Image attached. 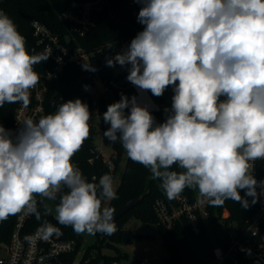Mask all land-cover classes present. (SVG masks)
I'll list each match as a JSON object with an SVG mask.
<instances>
[{
	"label": "clouds",
	"instance_id": "obj_1",
	"mask_svg": "<svg viewBox=\"0 0 264 264\" xmlns=\"http://www.w3.org/2000/svg\"><path fill=\"white\" fill-rule=\"evenodd\" d=\"M136 2L143 4L137 20L144 30L106 64L130 65L127 80L156 97L169 86L175 94L160 124L135 96L122 94L103 114L110 124L104 137L148 168L169 200L195 186L210 206L230 199L247 209L240 190L257 202L253 164L264 159V0ZM50 54H29L0 10V107L29 105L40 82L34 65ZM90 120L88 105L76 99L38 122L25 119L15 140L0 125V221L22 212L39 219L35 197L55 200L67 188L55 209L59 224L77 234L115 233L114 209H102V198H117L113 178L87 182L72 163L90 136ZM173 165L184 171H170ZM52 232V226L45 230Z\"/></svg>",
	"mask_w": 264,
	"mask_h": 264
},
{
	"label": "trees",
	"instance_id": "obj_2",
	"mask_svg": "<svg viewBox=\"0 0 264 264\" xmlns=\"http://www.w3.org/2000/svg\"><path fill=\"white\" fill-rule=\"evenodd\" d=\"M70 3L71 0H0V10L4 11L13 20L19 33L24 36L29 54L43 53L41 46L33 36L31 24L34 19L43 21L54 32L58 33L65 42H67L66 36L70 35L71 41L68 43L70 47L81 46L93 53L91 63L96 69V73L93 75L85 71L82 64H73L66 67L61 76L48 82L45 111L38 117L37 122L42 116L54 114L59 105L69 100L80 99L82 103L88 105L89 111L92 112L94 110V100L88 87L95 83L96 77H99L102 81H109L114 77L113 67L107 66L106 61L116 55L115 46L117 41L133 36L138 31H143L145 27L137 20L139 11L143 7L141 3H137L136 0L134 4H131L130 0H109L108 5L102 10L94 12L95 25L92 29L83 36L74 35L70 31L68 23L62 18V14L69 9ZM108 44H111L112 47H107ZM53 66L54 61L48 58L46 61L34 65V70L38 74H42L48 69H52ZM129 68L130 65L123 66L115 76V79L120 83L119 86L113 88L111 94L103 93L98 99V109L101 113L99 126L89 122L90 136L84 141L82 148L73 156L72 163L81 171L87 182L96 183L97 185L100 177L105 174L119 177V184L115 190L117 198L110 200L107 206L114 209V212L128 200L142 194L145 195L141 201L119 218L114 234L99 233L102 238L99 242L87 246L79 264H99L103 259L108 263L110 256L101 252L103 238L105 240L109 237L110 239L122 241L125 232L123 225L133 214L140 216L147 222L158 225L153 204L157 197L164 195L160 186L161 181L153 179L148 168L131 161L119 141L112 143L113 152L110 160L113 163V168H110L103 153L98 149L95 139V134L99 129L104 133L110 127V124L105 123L103 120V114L107 111L108 105L120 101L122 94L129 99L134 96L135 88L127 80ZM149 94L156 103L162 105L159 110L150 111L155 118V122L157 124L165 122L167 115L170 114L172 97L175 94L173 87L169 86L160 97L154 96L150 91ZM53 96H55L54 103H52ZM18 104L6 103L3 107H0V125H3L6 130H10L14 140L18 131L22 128L16 124L14 119ZM165 109H168L169 112L166 113ZM129 114L130 109H125V115ZM169 170L184 171L178 165H173ZM148 190H150L149 193H147ZM67 191V188H63L62 192L57 194L56 199L51 201L58 204L60 195ZM193 191L194 187L185 188L183 192L191 195ZM245 192L246 190H240V195L248 200L250 196H246ZM35 198L39 219L33 214L26 224V231L30 232L44 222H53L60 237L72 238L77 241L76 248L62 255L57 264H74L83 243L81 235L75 233L71 226L58 223L55 219L56 215L51 213L46 206V201H49V199L40 196ZM104 202L105 198H102V206ZM248 203L249 207L247 209L242 207L239 202L230 199L219 207L208 205L209 220L198 235L191 233L184 221H180L170 230L158 225L169 252V258L164 264H210L213 258V248L217 245H225L228 242L226 228L229 222L238 221L243 224L246 218L253 214L254 204L249 201ZM16 216H9L8 219L0 221V243L10 241ZM135 237H138V235L135 234Z\"/></svg>",
	"mask_w": 264,
	"mask_h": 264
},
{
	"label": "built area",
	"instance_id": "obj_3",
	"mask_svg": "<svg viewBox=\"0 0 264 264\" xmlns=\"http://www.w3.org/2000/svg\"><path fill=\"white\" fill-rule=\"evenodd\" d=\"M130 2L134 4L135 0H130ZM108 3L109 0H71L70 7L62 14V18L68 23L74 35L83 36L95 25L94 12L102 10ZM31 25L33 36L41 46L42 52L51 53L49 58L54 61V66L39 74L40 82L30 90L29 105L24 107L22 103L18 104L14 119L20 127H23L25 119L31 118L37 122L38 117L44 113L48 82L61 76L66 67L73 64H85L94 68L91 63L92 52L81 46L70 47L58 33L39 19H34ZM141 31L118 40L115 46L116 54L127 50L132 39ZM121 68L122 66L118 63L115 64L112 69L114 77L109 81L103 80L104 94L111 93L113 88L119 86L120 83L115 76ZM85 71L90 75L96 73V69ZM152 101L155 107L150 111L159 110L160 106L153 99ZM93 105L97 108L96 116L100 121L101 113L98 109V102L93 101ZM92 112H90L91 124ZM98 149L100 150L99 147ZM107 162L110 168H113L111 160L108 159ZM252 175L258 181L256 187L258 199L254 204V212L246 218L243 224L238 221L229 222L226 228L228 242L213 248V258L210 264H264V186L259 185L260 181H264V159L254 162ZM252 199L250 197L247 201L252 203ZM208 205L207 200L200 196L198 189L194 186L191 195L183 192L179 198L174 200H169L164 192V195L155 199L153 208L159 226L170 230L180 221H184L190 232L198 235L209 220ZM32 215L25 212L17 214L10 241L0 243V264H57L62 255L76 248V239L60 237L55 230V224L51 221L44 222L27 232L26 224ZM231 223H235L233 231L230 229ZM48 226L53 227L51 235L45 234ZM145 249L149 250V247ZM148 262V257L140 260V264H148ZM114 264L117 262L115 261Z\"/></svg>",
	"mask_w": 264,
	"mask_h": 264
},
{
	"label": "rangeland",
	"instance_id": "obj_4",
	"mask_svg": "<svg viewBox=\"0 0 264 264\" xmlns=\"http://www.w3.org/2000/svg\"><path fill=\"white\" fill-rule=\"evenodd\" d=\"M88 90L91 93L93 100L95 102H98V99L105 91V84L99 77H96L95 83L91 84L88 87ZM135 94H137L136 89L134 95ZM159 106L161 108L162 105ZM96 111L97 108L94 107V110L92 112V123L99 126V120L96 116ZM95 139L98 147L104 155V158L106 160L110 159L113 152L112 142L104 137L103 132L100 129L95 134ZM111 177L113 178V187L116 190L119 184V177ZM109 201L110 200L105 199L102 209L108 206ZM56 205L57 203L51 200L46 201L47 208L54 215H56ZM234 228L235 223H231L230 229L233 231ZM123 229L125 231H131L134 235H138V237H134L133 240L127 243H125L123 240L118 241L115 239H110L109 237H107L105 240L103 238L101 252L105 255L110 256V261L107 263L103 259L99 264H114L115 261L117 262V264H140V260L146 257L149 258L148 264H164L168 260L169 252L164 243L161 230L158 225L147 222L140 216L133 214L124 223ZM80 235L83 239V243L79 253L77 254L74 264H79L84 252L86 251L87 246H91L99 242L102 238L99 233H96L95 235H89L87 233ZM146 247H149V250H146Z\"/></svg>",
	"mask_w": 264,
	"mask_h": 264
},
{
	"label": "water",
	"instance_id": "obj_5",
	"mask_svg": "<svg viewBox=\"0 0 264 264\" xmlns=\"http://www.w3.org/2000/svg\"><path fill=\"white\" fill-rule=\"evenodd\" d=\"M66 41L67 43H70L71 41V36L67 35L66 36ZM55 102V96L52 97V103ZM150 190L147 191V193H149ZM145 194H142L136 198H132L130 200H128L127 202H125L122 206H120L119 208H117V210L113 213L114 215V222L116 224V228L118 225V220L120 217H122L131 207L135 206L139 201H141L143 199ZM135 237V235L131 232L126 230L123 234V241L125 243L133 240Z\"/></svg>",
	"mask_w": 264,
	"mask_h": 264
},
{
	"label": "bare ground",
	"instance_id": "obj_6",
	"mask_svg": "<svg viewBox=\"0 0 264 264\" xmlns=\"http://www.w3.org/2000/svg\"><path fill=\"white\" fill-rule=\"evenodd\" d=\"M135 89L137 90V94L135 95L137 104L141 107H146L149 111L152 110L155 104L149 95V91L141 90L136 86Z\"/></svg>",
	"mask_w": 264,
	"mask_h": 264
}]
</instances>
